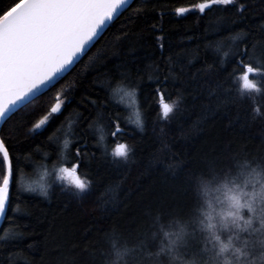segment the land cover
I'll use <instances>...</instances> for the list:
<instances>
[{"label": "trees", "instance_id": "16d2710c", "mask_svg": "<svg viewBox=\"0 0 264 264\" xmlns=\"http://www.w3.org/2000/svg\"><path fill=\"white\" fill-rule=\"evenodd\" d=\"M14 2L0 0V9ZM202 2L133 0L63 77L2 124L13 179L0 264H102L111 234L137 233L157 211L186 212L191 177L240 159L264 160V76H254L259 92L245 91L237 64L244 52L249 62L253 45L255 55L264 53V0L204 13L194 7ZM181 7L191 10L178 16ZM240 32L247 35L233 47L236 55L217 53L218 42L229 51L230 37ZM170 58L173 75L165 80ZM118 87H136L137 105L121 102L122 92L113 95ZM162 102L176 105L167 118ZM65 140L71 143L62 154ZM120 144L131 148L127 161L113 155ZM61 165H77L88 190L51 183L47 196L31 192L36 169ZM4 174L0 155V182Z\"/></svg>", "mask_w": 264, "mask_h": 264}, {"label": "snow or ice", "instance_id": "6c2138e0", "mask_svg": "<svg viewBox=\"0 0 264 264\" xmlns=\"http://www.w3.org/2000/svg\"><path fill=\"white\" fill-rule=\"evenodd\" d=\"M235 2L236 0H203L194 7L204 13L213 5L227 6ZM129 3L130 0H15L9 7L0 9V121L9 118L17 108L31 103L42 87H48L59 74L73 65L94 38L103 31L106 24L113 21ZM240 7L242 8L243 5ZM189 11V8L181 7L176 9V14L181 16ZM246 35L240 32L231 36L232 44L228 46L229 51H223L222 42H218L217 53H222L223 57H228L230 53L236 55L232 49L236 46V42L243 40ZM252 51L253 55L248 56V63L243 59V56L247 55V52H244L240 54L237 64L243 69L240 74L243 88L259 92L260 89L250 77L264 76V53L260 56L255 55V45ZM172 63L170 58L165 80L173 75ZM223 63L222 59L221 64ZM157 91L163 101L161 88ZM121 92L123 93L120 96L121 102L127 98L132 106L137 105L136 87H132L131 90L118 87L113 95ZM60 107V103H57L50 112L57 113ZM175 107V104L162 102L163 117L167 118ZM100 115L98 114L97 120ZM136 116L135 122L142 131L141 113L138 109ZM47 119L48 117L41 119L34 125V129L41 128ZM97 131L101 132L100 143L103 146V130L98 126ZM120 131L122 130L117 124V132ZM70 143L69 140L64 141L62 154L67 152ZM130 152V147L120 144L113 155L127 161ZM0 154L3 155L6 169L3 181L0 182V217H5L10 204V184L13 174L9 152L3 140H0ZM79 155L80 152L77 150V156ZM76 169L77 165H73L72 171L68 174L74 175ZM61 171L68 172V169L63 168ZM74 186L78 193H84L88 190L89 183L87 180L76 178ZM41 191L44 196L48 195L45 189L42 188ZM16 235L14 233L10 238L14 239Z\"/></svg>", "mask_w": 264, "mask_h": 264}, {"label": "clouds", "instance_id": "9594fccd", "mask_svg": "<svg viewBox=\"0 0 264 264\" xmlns=\"http://www.w3.org/2000/svg\"><path fill=\"white\" fill-rule=\"evenodd\" d=\"M190 182L186 212L157 211L139 232L111 234L102 264H264V160L240 159Z\"/></svg>", "mask_w": 264, "mask_h": 264}, {"label": "rangeland", "instance_id": "374dc122", "mask_svg": "<svg viewBox=\"0 0 264 264\" xmlns=\"http://www.w3.org/2000/svg\"><path fill=\"white\" fill-rule=\"evenodd\" d=\"M250 79H252L254 81V76L250 77ZM239 84L243 90L251 91V90L243 88V81L241 80V78H239ZM60 105L62 107V101L60 102ZM45 117H47V116H45ZM45 117H43L42 119H44ZM47 122H48V119L45 121V124L41 126V128L34 129V127H33L31 131L33 133H38V132L42 131L45 128V126L47 125ZM63 168H66V167L61 165V166H59V168L57 170H54L53 168L50 170H46L43 167L36 169L35 177L32 179V181L29 182L30 183L29 184L30 189H35L34 191L31 190V192L38 194V190H41L42 188L47 190L48 186L51 183H53V184L58 183L60 185L71 186V187L75 188L74 179H76V178L80 179V178L78 176H76V174H74V175L68 174L69 172L72 171V167L67 168L68 172L61 171V169H63ZM38 195H40V194H38ZM41 196H44V195H41Z\"/></svg>", "mask_w": 264, "mask_h": 264}, {"label": "water", "instance_id": "95a60500", "mask_svg": "<svg viewBox=\"0 0 264 264\" xmlns=\"http://www.w3.org/2000/svg\"><path fill=\"white\" fill-rule=\"evenodd\" d=\"M132 1L133 0H130V3L128 4V5H126L125 7H124V9L123 10H125L131 3H132ZM122 10V11H123ZM121 11V12H122ZM117 17V16H116ZM115 18V17H114ZM109 23H111V22H108L107 24H106V26H105V28L103 29V31L106 29V27H107V25L109 24ZM103 31L101 32V33H99L98 34V36L96 37V38H94V40H93V42L86 48V50H85V52H87L88 50H89V48L93 45V43L96 41V39L103 33ZM84 52V53H85ZM84 53H81V56L77 59V61L76 62H74V64L73 65H70L69 66V68L64 72V73H61V74H59L52 82H50V84L48 85V87H46V88H43L42 87V89H41V91H40V93H38L37 95H36V97H38L39 95H41V94H43L45 91H47V89L49 88V87H51L59 78H61V77H63L79 60H80V58L82 57V55L84 54ZM35 97V98H36ZM35 98H33V99H35ZM32 99V100H33ZM22 107V106H21ZM20 108V107H19ZM19 108H17L16 110H14L13 111V113L15 112V111H17ZM12 113V114H13ZM11 114V115H12ZM10 115V116H11ZM9 116V117H10ZM8 119V118H7ZM6 119V120H7ZM6 120H4V121H0V127L2 126V124L6 121ZM1 155V157H2V160H3V155L2 154H0ZM10 167H11V164H10ZM5 171H6V169H5ZM5 215H6V213H5ZM4 218L5 217H0V227H1V225H2V223H3V221H4Z\"/></svg>", "mask_w": 264, "mask_h": 264}, {"label": "bare ground", "instance_id": "6f19581e", "mask_svg": "<svg viewBox=\"0 0 264 264\" xmlns=\"http://www.w3.org/2000/svg\"><path fill=\"white\" fill-rule=\"evenodd\" d=\"M190 10H191V9H190ZM85 53H86V52H85ZM39 96H40V95H39ZM55 106H56V105H55ZM57 113H58V112H57ZM54 114H56V113H51V112H50L48 115H46V116L48 117V122L51 120L52 115H54ZM48 122H47V123H48ZM36 124H37V123H36ZM117 143H119V141H117ZM58 168H59V166H55V167L53 166V169H54V170H57ZM11 170H12V168H11Z\"/></svg>", "mask_w": 264, "mask_h": 264}]
</instances>
